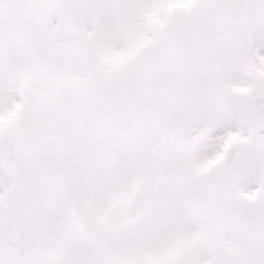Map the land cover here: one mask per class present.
Listing matches in <instances>:
<instances>
[{
    "label": "snow or ice",
    "instance_id": "obj_1",
    "mask_svg": "<svg viewBox=\"0 0 264 264\" xmlns=\"http://www.w3.org/2000/svg\"><path fill=\"white\" fill-rule=\"evenodd\" d=\"M0 264H264V0H0Z\"/></svg>",
    "mask_w": 264,
    "mask_h": 264
}]
</instances>
